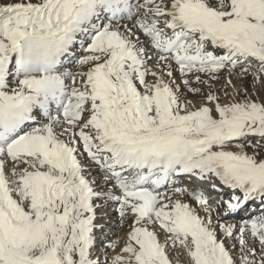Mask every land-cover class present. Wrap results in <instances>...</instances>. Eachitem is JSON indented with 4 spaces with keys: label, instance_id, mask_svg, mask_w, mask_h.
<instances>
[{
    "label": "snow or ice",
    "instance_id": "snow-or-ice-1",
    "mask_svg": "<svg viewBox=\"0 0 264 264\" xmlns=\"http://www.w3.org/2000/svg\"><path fill=\"white\" fill-rule=\"evenodd\" d=\"M178 249L264 264V0H0V264Z\"/></svg>",
    "mask_w": 264,
    "mask_h": 264
},
{
    "label": "rangeland",
    "instance_id": "rangeland-1",
    "mask_svg": "<svg viewBox=\"0 0 264 264\" xmlns=\"http://www.w3.org/2000/svg\"><path fill=\"white\" fill-rule=\"evenodd\" d=\"M223 79V78H222ZM222 79L219 81V82H221L222 81ZM109 207H111V208H113V211H109L110 209H108ZM105 208H107V211H106V213H108V212H114L115 211V208H116V205L115 204H111V205H109L108 207H101V208H98L97 209V218H98V214L100 213V212H103L102 210H104ZM101 210V211H100ZM109 219L110 221H112V220H114V218L115 217H113V215L111 216V217H108V216H106V215H104V216H102V220L99 222V223H97L98 225H102L103 226V230L101 231V233L99 234V236H96L97 237V240H96V251L99 253V252H101V251H104V250H107L108 251V253H110V252H112V250L111 249H107L106 247H105V245L107 244L106 242L110 239V237L111 236H113V237H111V238H113L114 239V237L115 238H117V237H122L123 236V234L124 233H126L127 231H128V229L127 228H122V227H116V228H112L113 226H115V225H117V224H114V222H106V219ZM111 218V219H110ZM226 218H228V217H226ZM102 221H103V223H102ZM105 221V222H104ZM109 229V230H108ZM108 230V231H107ZM108 232V234H107V232ZM105 234H107V235H109V238H106L105 237ZM121 234V235H120ZM104 237V238H103ZM108 237V236H107ZM162 237V236H161ZM162 239V238H161ZM98 242V243H97ZM105 244V245H104ZM174 255H176V252H170V256H171V258L172 257H174ZM186 262L184 261V263L182 262V263H180V264H185Z\"/></svg>",
    "mask_w": 264,
    "mask_h": 264
},
{
    "label": "bare ground",
    "instance_id": "bare-ground-1",
    "mask_svg": "<svg viewBox=\"0 0 264 264\" xmlns=\"http://www.w3.org/2000/svg\"><path fill=\"white\" fill-rule=\"evenodd\" d=\"M237 83L239 84V81H237ZM224 84V80L222 79V81L221 82H219V83H217V85H216V87H217V89H219L222 85ZM195 100H196V102L197 103H199V97H196V98H194ZM85 163H87V160H85ZM94 175H95V173H94ZM184 183L185 184H187V183H189L187 180H185L184 181ZM185 199H187V198H185ZM111 205V204H110ZM108 209H110L109 211H113V208H111V207H109ZM99 210V209H98ZM101 211V210H100ZM103 212H100L99 214H98V218H97V220H96V223H99L101 220H102V216H104V215H106V216H108V217H111L112 215H113V217H115L114 218V220H112V221H110L108 218L106 219V222H114V224H117V225H115V226H113L112 228H116L117 226H118V214H117V212L116 211H114V212H108V213H106V211H107V208H105L104 210H102ZM111 219V218H110ZM226 219H228V220H234V219H239V217H231V216H229L228 218H226ZM105 222V221H104ZM102 223H103V221H102ZM122 228H127V226H123ZM104 229V228H103ZM128 229V228H127ZM109 230V229H108ZM107 230V231H108ZM106 231V232H107ZM101 233V231H97V233H96V236H99V234ZM127 233V232H126ZM126 233H124L123 234V236L121 237H119L120 238V240H121V243H123V239L125 238V236H126ZM107 234H108V232H107ZM107 234H105V237L106 238H109V235H107ZM121 235V234H120ZM108 236V237H107ZM111 237H113V236H111ZM110 237V239H113V238H111ZM104 238V237H103ZM162 238V240H163V236L161 237ZM114 239H116L115 237H114ZM98 243V242H97ZM107 243V242H106ZM105 245V244H104ZM107 246V244L105 245V247ZM107 248V247H106ZM119 250V248H117L116 249V251H118ZM112 254H114V252L112 251V252H110L109 253V255H112ZM172 259L174 260V261H176L177 262V264H180V263H184V261L186 262L187 261V257L185 256V255H183V250L182 249H178L177 251H176V255H174V257H172ZM186 264V263H185Z\"/></svg>",
    "mask_w": 264,
    "mask_h": 264
}]
</instances>
